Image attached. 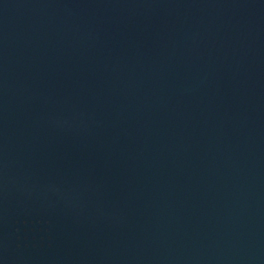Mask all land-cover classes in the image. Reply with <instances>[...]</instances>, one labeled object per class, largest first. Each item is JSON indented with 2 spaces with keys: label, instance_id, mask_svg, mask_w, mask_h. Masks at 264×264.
<instances>
[{
  "label": "water",
  "instance_id": "obj_1",
  "mask_svg": "<svg viewBox=\"0 0 264 264\" xmlns=\"http://www.w3.org/2000/svg\"><path fill=\"white\" fill-rule=\"evenodd\" d=\"M0 264H264V0H0Z\"/></svg>",
  "mask_w": 264,
  "mask_h": 264
}]
</instances>
